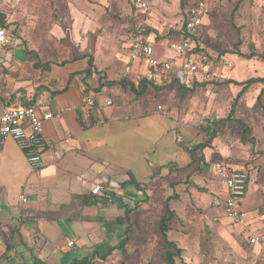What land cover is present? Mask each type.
Listing matches in <instances>:
<instances>
[{"label": "crops", "instance_id": "obj_1", "mask_svg": "<svg viewBox=\"0 0 264 264\" xmlns=\"http://www.w3.org/2000/svg\"><path fill=\"white\" fill-rule=\"evenodd\" d=\"M77 1L67 0L72 20L70 36L78 48L70 58L66 48L57 47V41L65 31L57 28L51 20L47 25L52 28L45 29L42 24L45 21H42L32 29L22 26L21 32L19 29L15 36L16 31L9 28L17 18L11 12L17 1L6 0L0 5L9 40L0 49L3 67L0 83L5 85L4 91L9 93V98L14 97L11 106L35 99V106L41 113L61 115L44 125L45 140L54 148L42 152L43 168L34 170L24 151L12 139H7L0 149V264H67L68 254L75 249L79 239L90 238L88 241L92 247L106 243L111 237L106 230L110 226L108 216L104 215L106 212L120 209V202L126 198L133 202L140 198L133 186L122 191L112 190L105 197L91 195L90 190L101 175L106 174L121 185L131 179L145 183L156 173L168 174L170 163L182 167L190 162V158L186 162L181 158L186 152L178 146L186 132L191 134L188 127L176 123L151 99H145L146 93L136 98L129 90L104 87L97 94L92 93L95 109L86 105L82 84L84 75L80 72L88 64L85 38L89 34L88 20H93L94 16L85 14V9L78 7ZM82 1L81 5L86 8ZM154 2L156 0H150L151 5ZM29 33L33 38L26 43ZM147 39L155 46L158 56L177 60L169 46L178 38L166 44H158L150 37ZM108 45L107 48L96 45L94 53V65L105 80L119 81L122 78L135 83L137 78L139 81L153 79L145 64L129 59L130 42L123 47L126 54L116 52L115 40ZM18 52L24 56L17 57ZM58 56L60 66L56 62ZM29 65L33 68L30 76L36 86L34 81L16 73L17 69ZM72 74L76 75L70 77ZM98 78L95 75L93 79L95 86H98ZM5 92L0 97L7 102L9 99L3 97ZM109 100L113 104L107 108ZM8 107L10 105L0 104V114ZM207 188L216 194L214 198L226 195L219 178L217 184H208ZM249 189L250 180L246 197L242 200V210L247 217L245 229L231 224L224 217L223 209L215 207L226 220L222 225L228 226L220 232V225H216L220 237L226 240L229 252L226 264H253L261 259L263 245H251L246 239L247 235L264 239V214L251 210L253 201H247ZM185 194L189 193L185 191ZM21 195L27 198L26 203L20 202ZM177 199L179 201L182 197ZM187 200L189 197L184 202ZM25 224L35 229L29 239L25 238L29 232ZM63 235L71 237L63 240ZM69 241L75 243L73 247H68ZM96 260L100 261V258L97 256Z\"/></svg>", "mask_w": 264, "mask_h": 264}, {"label": "rangeland", "instance_id": "obj_2", "mask_svg": "<svg viewBox=\"0 0 264 264\" xmlns=\"http://www.w3.org/2000/svg\"><path fill=\"white\" fill-rule=\"evenodd\" d=\"M16 1L17 5L11 12L17 18L9 28L10 31H16L15 36L19 29L21 32L22 26L32 29L42 21H45L42 22L45 29L48 26L52 28L47 25V21L51 20L57 28L65 31L57 41V47L63 50L66 48L69 58L75 54L78 48L70 36L72 20L67 0ZM83 1L87 9L81 5L80 0L77 1L78 7L85 9L83 12L89 17L94 16L93 20H88L89 34L85 38L88 57H94L96 45L107 48L114 40L116 52L126 54V48L123 47L133 38L136 30L145 29V36L158 44H166L179 38L182 27L181 0H156L146 14L134 11L130 0H103V3L102 0ZM207 6L203 33L196 41L197 53L192 56L199 64L215 72V78L194 85L192 94L179 91L176 85L168 87L150 84L145 99H151L153 104L162 107V112L170 115L176 123L181 122L180 125L188 127L191 134L186 132V136L181 138L188 147L192 148L209 139L206 126L210 123V118L218 122L214 129L217 137L212 140L209 148L195 154V160L189 169L179 171L175 168L169 170L168 174L159 173L145 182L146 194L138 191V195L141 199L147 198V201L135 210L144 214L138 218L137 225L131 224L132 230L128 234L126 246L123 250H114L106 259L94 260L93 264H165L158 236L152 232V228L163 216L164 203L172 195L183 199H173L170 202V207L176 214L170 225V239L182 249L180 256L175 259L176 264H226L225 258L229 256L226 240L223 236L220 237L221 233L216 225H220V232L228 226L222 225L226 223L222 212L211 204L216 194L207 188L208 184H217L218 178L212 172L213 166L217 164L244 168L249 172L247 201H253L251 210L264 214V84L252 83L241 96L238 95L244 86L237 85L264 77V0H207ZM31 38L33 36L29 33L26 43ZM17 54L19 58L24 56L22 52ZM56 62L60 66L59 56ZM2 68L0 64V73ZM32 71L33 68L29 65L24 69H17L16 73H20L21 78L23 76L24 79L34 81L30 76ZM33 83L37 85L35 81ZM135 83L138 85L139 78ZM4 86L0 83V94L5 92ZM260 94L262 97L258 100ZM181 95L186 96L183 98ZM181 158L186 162L190 157L187 153H182ZM119 190L122 191V187ZM185 191L189 194H185ZM186 196L189 200L185 203L184 200L188 199ZM122 205V208L104 214L110 221L106 230L111 237H108L106 243L98 244L96 249L105 250L120 245L126 226L117 222V218H126V212L133 209L134 202L126 198ZM25 228L29 229L25 236L29 239L35 229L29 224H25ZM63 236V240L71 237ZM88 239L90 240L88 237L79 239L75 249L68 254L67 264L75 258L91 255L92 247ZM55 245L61 248L60 245ZM59 253L60 249L57 255ZM54 258L58 259L57 256Z\"/></svg>", "mask_w": 264, "mask_h": 264}, {"label": "built area", "instance_id": "obj_3", "mask_svg": "<svg viewBox=\"0 0 264 264\" xmlns=\"http://www.w3.org/2000/svg\"><path fill=\"white\" fill-rule=\"evenodd\" d=\"M5 1L0 0V5ZM130 2L131 6L141 13L149 11L151 6L150 0H130ZM207 14V0H197V3L186 11L184 26L179 31V38L169 46L177 55V60L163 59L158 56L155 46L144 36H138L130 42L129 59L145 64L151 77L159 82L164 75L173 76L181 85H190L194 81L213 80L216 73L201 63L199 64L191 53L196 48L194 38L202 29ZM8 42L6 30L0 28V49ZM3 97L8 100L10 95L5 92ZM85 103L88 107L95 105L92 98L85 99ZM112 104V100L107 102L108 106ZM60 116V114L54 116L52 113H41L37 106L6 108L0 114V149L7 139H12L24 151L28 163L34 170L43 168L42 152L47 148H54L45 140L44 125L54 117L60 118ZM57 155L60 158L58 153ZM212 170L226 190L225 197L214 198L212 205L223 209L224 217L231 224L245 229L247 217L242 210V200L246 197L248 190L250 179L248 171L244 168L220 164L214 165ZM120 188L121 184L118 181L104 174L95 181L90 194L95 197H104L107 192ZM20 202L26 203L27 198L21 195ZM246 239L251 245H263L260 262L253 264H264V239L254 235H247ZM74 244L73 241L67 243L68 247H73Z\"/></svg>", "mask_w": 264, "mask_h": 264}, {"label": "trees", "instance_id": "obj_4", "mask_svg": "<svg viewBox=\"0 0 264 264\" xmlns=\"http://www.w3.org/2000/svg\"><path fill=\"white\" fill-rule=\"evenodd\" d=\"M197 3V0H181V4H180V9H181V21H182V27L181 29H183L184 26V18L186 17V11L194 6ZM132 9L134 11H136L138 14H140L135 8L132 7ZM150 10V9H149ZM135 14L136 16H138V14ZM142 14V13H141ZM146 14V12H145ZM5 27V21L3 20V17L0 14V28H4ZM204 28V25L202 26V29L200 30L199 34L194 38L195 42L199 40V38L202 35V30ZM143 30V31H142ZM145 29H141V30H136L134 33L133 38L129 41L131 42L134 38L138 37V36H144L147 38V36H145ZM197 46L196 48L191 52V53H197ZM29 54L31 55L32 52H29ZM262 59H264V54L262 55ZM37 66V65H36ZM84 75L82 84L84 85L85 89L83 92L84 95V99L87 98H92V100L94 101V97L92 95V93L97 94L98 92H100V90L104 87H108V88H112V87H117L120 88L121 90H129L130 92H132L136 98H139L141 96H143V94L146 93L148 86L154 85V86H178L179 91H184L185 93H193V88L194 85H198V84H202L204 81H194L193 83H191L190 85H181L179 83V81L174 78L171 75H164L161 77V81H156L155 79L152 80H145L143 79L142 81H139L138 85H135L133 82H131L129 79H121L119 81H108L105 80L104 77H102L100 74V72H98V70L96 69V66L94 65V57H89L88 60V64L87 67L84 71L80 72ZM79 73V74H80ZM76 74H72L70 75V77L74 76ZM95 75H98L99 78L97 79L98 82V86L94 85V77ZM262 83L264 84V77L263 78H253L247 82L244 83H239L237 85L240 86H244L242 92L238 95L241 96V94L247 90L248 86L251 85L252 83ZM183 98L186 95H181ZM262 94H260L258 96V100H261ZM14 100V97L9 98V100L7 102L3 101L0 97V104H5V105H12ZM95 104V101H94ZM22 107H30V106H35V99L28 101V100H24L22 101L21 105ZM162 108V107H161ZM91 109H95V105L91 107ZM218 122H216L215 120L210 118V123L208 124V126H206V132L209 135V139L207 141H203L202 143H199L197 145H194L192 148L188 147L186 145V143L183 141V139H180V141L178 142V146L183 149L190 157V163L187 164L185 167H179L178 164L176 163H170L167 167L168 170H173L175 168H177L179 171L181 170H187L189 169L194 160H195V154L200 151V150H205L206 148H209L211 146L212 140H214L217 137V132L214 130L215 126ZM157 174H154L149 180H151L152 178H154ZM249 174V172H248ZM250 180V179H249ZM133 186L134 189H136V191L139 192H143L144 194H146L147 192V188L145 187L146 184L145 183H140L138 181H136L135 179H131L127 182H124V184L121 185L122 189H128V187ZM108 193V192H107ZM106 193V195H107ZM110 193V191H109ZM114 196V195H112ZM105 197V196H104ZM178 195H172L170 197H168L164 203L163 206V216L159 219V221L157 222V224L152 228V232L158 236V240H159V244L161 245V249L163 250L164 253V263L165 264H176L175 259L177 257L180 256L182 249L179 247V245L177 243H175L174 241H172L170 239V231H171V223L173 221L174 218H176V214L175 212L171 209L170 207V202L173 199H177ZM147 201L146 199H141L138 198V200L134 201V207H133V211H132V216L129 215L131 211H127L126 212V218L124 217H120L117 219V221L124 227L125 232H124V236L123 239L120 243V245L116 248H109V249H105V250H99L96 249L98 245L96 246H92L91 250V255L88 256H84L82 258H75L70 264H93L92 262L96 259V257L98 256L100 259H106L108 258L116 249H120L123 250L124 247L126 246L127 242L129 241V232L130 230H132V225H137L138 222V218L141 217V215H143L144 213H137V211L135 212V210H137V208L139 209V206H142V204ZM122 202H120L119 204V208H122ZM134 220V222L132 221ZM126 221V222H124ZM132 224V225H131Z\"/></svg>", "mask_w": 264, "mask_h": 264}]
</instances>
